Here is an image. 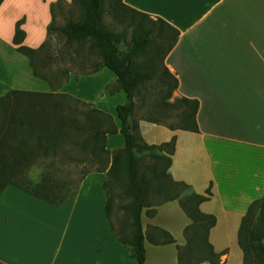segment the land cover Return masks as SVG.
Listing matches in <instances>:
<instances>
[{"label": "crops", "instance_id": "crops-1", "mask_svg": "<svg viewBox=\"0 0 264 264\" xmlns=\"http://www.w3.org/2000/svg\"><path fill=\"white\" fill-rule=\"evenodd\" d=\"M58 1L3 0L0 41H12L15 23L22 20L23 45L38 48L48 37ZM124 2L178 29L164 64L177 79L175 95L199 103L198 132L170 130L141 119L139 134L149 145L176 138L171 178L198 194L211 192L199 209L216 218L208 234L220 255L215 264H243L237 239L241 220L249 205L264 195V0ZM8 49L16 51L12 43ZM71 74L58 92L93 104L120 128L115 109L126 102V95L116 88V75L108 68L77 78ZM43 81L47 84L35 92L51 91ZM6 90L0 88V98L18 89ZM123 145L121 133L107 135L109 151ZM105 179L106 173H89L73 197L58 206L7 186L0 195V264H136L106 217ZM140 220L144 264H179L177 246L186 244L190 219L178 201L144 209ZM166 233L174 242L164 243Z\"/></svg>", "mask_w": 264, "mask_h": 264}, {"label": "trees", "instance_id": "trees-1", "mask_svg": "<svg viewBox=\"0 0 264 264\" xmlns=\"http://www.w3.org/2000/svg\"><path fill=\"white\" fill-rule=\"evenodd\" d=\"M71 3L80 7L79 19L59 26L51 23L47 27V39L38 48L23 45L22 20L15 23L12 45L28 59L33 76L47 81L51 91L10 90L0 98V195L12 185L58 206L73 197L86 175L106 173L103 182L105 214L115 237L128 247L136 264L145 261V235L140 220L143 209L174 200L190 219L184 230L186 244L177 246L179 264L217 263L220 255L208 242L216 218L199 209L211 196L210 189L198 194L187 184L171 178L168 170L175 137L159 145H149L142 140L138 129V122L143 119L170 130L198 132V101L181 97L169 102L178 82L166 68L164 59L176 44L178 29L161 17L128 6L124 0H71ZM105 16L110 18L109 23L104 22ZM53 33L64 40L66 49L61 63L66 66L55 67V57L48 53ZM85 43L89 54L77 56L74 47ZM93 54L98 61L89 63ZM43 55L47 57L45 61ZM74 65L80 70L75 78L101 68H108L116 75V88L126 95V102L115 109L120 128L111 115L93 104L58 92ZM152 81L159 85L161 102L152 107L148 117L136 119L135 98L142 87ZM117 132L123 135L124 145L109 151L106 137ZM143 154L155 162L151 178L139 171ZM70 162L82 165L76 179L69 175V170L60 167ZM160 162L164 166L158 168ZM41 164L45 165V171L38 181L31 180L29 171ZM112 183L121 187L120 195L128 199L122 206L126 213L123 218L114 216L112 198L117 194L111 190ZM185 188L191 190L181 197L180 192ZM166 235L164 243L174 242L168 233ZM237 239L243 252V264H254L252 257L264 264V195L249 205Z\"/></svg>", "mask_w": 264, "mask_h": 264}, {"label": "rangeland", "instance_id": "rangeland-1", "mask_svg": "<svg viewBox=\"0 0 264 264\" xmlns=\"http://www.w3.org/2000/svg\"><path fill=\"white\" fill-rule=\"evenodd\" d=\"M55 6L56 7L53 8L52 10L53 13L55 14L53 21V25L55 26L63 25L68 21H77L80 17V13H81L80 7L74 3L68 4L64 0H59ZM104 22L109 23L110 18L108 16H105ZM49 43H50V48L48 53L50 52L49 55L51 56L54 55L53 57H55L54 66L61 67L62 65H64L61 63V61L63 55L65 54L64 51L66 49L64 47V40L58 34L53 33L50 35ZM10 45H11V41H9L8 39H3L0 41V88L1 89L6 88L8 90L10 87H14L17 88L18 90H26V91H36L40 89V87L42 88V85L46 82H44L42 79H36L32 76V72L28 65L29 63L27 58L22 56L16 51H11L12 49H8V47L10 48ZM74 48L76 51H78V53L76 52L77 56L89 54V52L87 51V43H85L82 47H74ZM44 56L45 55L41 57L45 61L47 57ZM92 56L93 57L89 61V63L98 61V58L94 54ZM78 72H80V70L76 65L71 67V73H72L71 75H75ZM155 82L156 81L146 83L142 87L138 96L135 98L136 119L148 117L150 111L152 110V107L156 106L159 102H161L160 99L161 94L158 93L159 85ZM177 98L179 97H177V95H175V91H173L172 96L169 99V102H172ZM174 112L175 111H172L171 113ZM153 166H155V162L151 158H149L146 154L140 156L139 171L141 174L147 176L148 178H151V169L153 168ZM162 166H164V163L160 162V166H158V168H161ZM60 167L65 170H69L70 172L69 175L73 176V179H76L81 174L80 172L81 171L80 169L82 167L81 164L70 162L69 164L67 163L61 165ZM44 171H45L44 164L36 165L31 168V170L28 173V176L31 180L38 181ZM111 190L113 193L117 194L112 198L114 216H117L118 218H123V216L126 215V213L124 208H122V206L128 202V199L122 198V196L120 195L121 187L116 186V183H112ZM190 190H191L190 188H185L181 190L180 196L183 197L187 195L190 192ZM150 196L153 195L150 193ZM196 255L201 256L199 252H196ZM252 258L254 264H259L254 257Z\"/></svg>", "mask_w": 264, "mask_h": 264}]
</instances>
